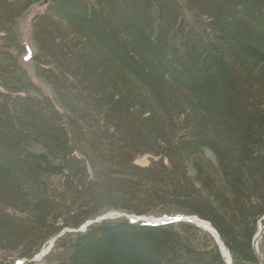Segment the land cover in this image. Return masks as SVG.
<instances>
[{
	"label": "trees",
	"instance_id": "1",
	"mask_svg": "<svg viewBox=\"0 0 264 264\" xmlns=\"http://www.w3.org/2000/svg\"><path fill=\"white\" fill-rule=\"evenodd\" d=\"M30 2L0 0V264H226L190 222L75 232L112 212L196 218L232 264H259L264 0H52L31 25L36 78Z\"/></svg>",
	"mask_w": 264,
	"mask_h": 264
},
{
	"label": "rangeland",
	"instance_id": "2",
	"mask_svg": "<svg viewBox=\"0 0 264 264\" xmlns=\"http://www.w3.org/2000/svg\"><path fill=\"white\" fill-rule=\"evenodd\" d=\"M9 1H15V0H9ZM17 1V0H16ZM29 9L25 12V14H24V16L19 20V24H18V26H17V32H18V34H19V36H20V39H21V41H22V45L24 44L26 47H27V49H28V55L26 56V57H20V62L21 63H23L24 64V66L26 67V69L29 71V73H30V75L32 76V78H36V76H35V73H34V67H33V65L31 64V62H30V59H29V57L33 54V52H34V50L36 51V47H35V45H34V42H33V38H32V29H31V25H32V22H33V20H34V18L36 17V15H39V14H41L42 12H44V9H45V6H44V4L42 3V0H36V2H35V0L33 1V0H31V2L29 3V7H28ZM47 93H48V91H46ZM138 163L141 165V166H145V165H148V160L147 159H144V158H142L141 160H139L138 161ZM122 214V213H121ZM124 215V214H123ZM126 215V214H125ZM115 216H118L117 214L115 215ZM127 216H130V215H127ZM120 217H123L122 215H120ZM119 217V218H120ZM133 217V216H132ZM108 218L110 219H112L113 217H111V216H108ZM136 218V217H135ZM135 218H133V219H135ZM141 218V217H140ZM144 221H146L145 219H144ZM90 224H93L92 222H89ZM198 223H200V222H198ZM89 224V225H90ZM201 224V223H200ZM264 225L263 224H260V229H259V231L262 229V227H263ZM84 229H83V227L81 228V229H79L78 231H75V232H80V233H82V231H83ZM66 233H74V231L73 230H62L61 231V236L63 237ZM263 236H264V232L261 234V239H260V242H259V244H258V252H259V254H261V252H262V250H261V246H260V243H261V241H262V239H263ZM256 238V237H255ZM255 238H254V240H255ZM55 240V239H54ZM54 240H52V241H50V242H48V244L43 248V250L42 251H40V252H45V251H47V252H49V250H50V246H52V244H53V246H54ZM57 242V241H56ZM254 242V241H253ZM254 250V249H253ZM39 252V253H40ZM226 252H227V250H226ZM227 254L229 255V253L227 252ZM41 259H36V261H40ZM24 261V264H25V262H27V260H23ZM36 261H32V262H36ZM229 261H230V264H232L231 262V259H230V255H229Z\"/></svg>",
	"mask_w": 264,
	"mask_h": 264
},
{
	"label": "water",
	"instance_id": "3",
	"mask_svg": "<svg viewBox=\"0 0 264 264\" xmlns=\"http://www.w3.org/2000/svg\"><path fill=\"white\" fill-rule=\"evenodd\" d=\"M49 0H45V2L47 3ZM164 221L166 220H162V221H159L161 223H164ZM211 228V227H210ZM212 229V228H211ZM212 231V230H211ZM211 231H208L212 236L213 238L216 240V242L218 243V240L217 238L215 237V235L213 234V232ZM214 231V230H213ZM264 232V227L263 229L260 231V233L256 236L254 242H253V249H254V253H255V256H256V259L258 261L259 264H264V258L259 254V250H258V244L260 242V239L262 238L261 237V234ZM216 233V232H215ZM218 236V235H217Z\"/></svg>",
	"mask_w": 264,
	"mask_h": 264
},
{
	"label": "bare ground",
	"instance_id": "4",
	"mask_svg": "<svg viewBox=\"0 0 264 264\" xmlns=\"http://www.w3.org/2000/svg\"><path fill=\"white\" fill-rule=\"evenodd\" d=\"M93 223H94V222H93ZM201 225H202V227H204V230H206L207 232L212 230L211 232H213V234H214L215 237L217 238L218 243H219L220 248H221V251H223L222 253H224L225 260L228 261V263H229V255L227 254L226 249L224 248L223 244L221 243V241H220L219 237L217 236V234L215 233V231H213V229H211L210 226L207 225V224H205V223H202ZM262 229H263V227H262ZM262 229H261V230H262ZM261 230H260V231H261ZM52 245H53V244H52ZM50 247H51V246H50ZM230 259H231V258H230Z\"/></svg>",
	"mask_w": 264,
	"mask_h": 264
}]
</instances>
